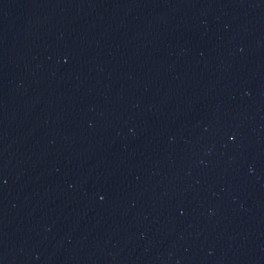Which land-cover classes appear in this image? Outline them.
<instances>
[{
	"label": "water",
	"instance_id": "95a60500",
	"mask_svg": "<svg viewBox=\"0 0 264 264\" xmlns=\"http://www.w3.org/2000/svg\"><path fill=\"white\" fill-rule=\"evenodd\" d=\"M0 264H264V0H0Z\"/></svg>",
	"mask_w": 264,
	"mask_h": 264
}]
</instances>
